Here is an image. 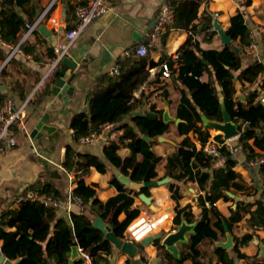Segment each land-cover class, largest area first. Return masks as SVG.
Segmentation results:
<instances>
[{
	"label": "crops",
	"instance_id": "obj_1",
	"mask_svg": "<svg viewBox=\"0 0 264 264\" xmlns=\"http://www.w3.org/2000/svg\"><path fill=\"white\" fill-rule=\"evenodd\" d=\"M87 1L89 0H18L19 4H16L14 9L18 16L24 20L25 25L18 32L16 42H6L2 39L0 23V107L7 99H12L15 107L25 106L28 118V134L15 127V143L6 139L0 144V227L5 225L2 221V214L7 210L18 208L21 204L14 201L15 196L19 192L35 188L31 187L35 183H42L46 185V188L44 190L38 188L41 191L57 194V196L61 195V198L58 196L62 204L56 212L58 213L57 219L64 218L68 223H72L71 211L83 209L84 206H80L70 199V193L78 186L85 190L87 198L97 197L99 199L98 203L90 204L91 210L96 213L97 217L106 214V204L110 198L117 196L120 192H128L134 196L133 206L140 211L139 215L147 213L151 216H159L165 212L169 213L168 220L156 232H163L166 237L169 233L177 231L178 226L186 221L181 219V222L178 223L177 208L190 206L195 220L200 219L203 211L200 198L206 196L208 188V184L202 188L196 180H176L174 175L183 173L182 169L173 170L174 174L167 172L166 158L174 154L186 136L191 138L197 150L203 148L206 151L205 148L209 144L215 143L220 145L221 150L223 145L229 147L232 143L225 138L224 133L207 124L210 119L206 116L203 121L198 123L199 126L208 127L211 134L204 146L199 135L193 130L189 131L188 135H181L177 132V125L183 121L177 115L178 107L181 105L184 95L188 98L191 95L187 87L178 79L177 73L172 77L162 75V64L173 60L174 67H179V58H176L179 57L178 49L188 39L190 31L169 25L160 34H156L158 23L153 29L150 27L158 19L164 5L168 3L165 1L117 0L115 9L95 19L76 38L68 52V56L77 60L79 64L77 68L73 69L69 81L70 85L74 87L73 93L62 94L61 98L54 95L52 87L56 78L63 76L69 66L59 63L46 80L45 76L52 67L57 45L65 39V33L76 26L75 10L77 6ZM1 9L0 2V11ZM45 12H47L46 19L52 15H57L60 18L62 34L51 30L54 38L49 40L37 28L24 40L27 34L26 24L35 21ZM206 12L212 14L214 23L216 20L221 23L232 39L233 37L235 39L240 37L247 40L252 39L254 48L249 46L245 48L243 67L257 60L264 62V0H204L199 9V19L195 21L196 25L201 23V16ZM216 14L217 16H215ZM148 29L150 33L147 32ZM212 30H215L214 26ZM57 35L59 36L57 37ZM194 38L200 42V46L204 49H219L225 46L218 32L210 37L200 31ZM55 40L57 41L56 46L54 45ZM143 41L150 44L149 53L146 56L149 58L150 76L143 85L134 91L133 110L125 114L121 121L116 122V128L123 136L122 143L118 144V154L124 158L132 155L133 140L125 135V132L128 129H137L133 119L136 113H140L137 115L139 116L156 110L162 111L164 114V111L168 109L172 117L181 120L179 123L169 122L168 130L159 138L147 139L152 142V150L163 158V161L157 166L158 177L152 180L157 184L147 187L148 193L136 192L119 180L118 176L122 173L111 164L104 153L105 147L108 145L106 143L108 132L102 134L101 140L81 145L72 126L73 120L78 115L89 114V95L97 87L104 86L105 83L101 79L104 76H118L110 74V70L114 66L120 67L118 61L130 56L129 52L136 49L139 43H145ZM18 46L19 49H17ZM201 79H209V76L204 74ZM216 88L220 92L221 86L216 85ZM237 89L238 97L246 101L249 91L242 87L240 80L237 81ZM254 89H257L260 99L261 92L264 93V72L261 73L258 83L250 87V91H254ZM45 114H49L48 123L55 129L48 133L43 132L38 137V133L33 134V129ZM234 122L240 129L241 124ZM259 131L257 132L259 133ZM221 134L223 142L217 138ZM249 143L253 144L254 140H250ZM68 145L73 146L80 155L98 156L107 163L109 169L106 173H101L95 167H91L88 175L84 178L78 177V171L66 170L64 162ZM255 150L261 152L260 149ZM233 151H235V155L232 158L237 160V164L232 169L240 174V177L232 181L230 188L227 189L230 199L222 198L214 204L226 217L232 215L231 208H236L241 201L253 203L252 209L255 210L256 202L264 200V176L259 169L251 168L246 163L247 151L241 147L240 143L237 148L233 146ZM139 157L142 159V155ZM221 167L225 168V158L222 155L213 161L209 171L212 173ZM114 176L121 183V189L111 182ZM233 182L242 184L246 188H237L233 186ZM172 183L179 187L182 194V198L179 200L173 198V191L169 188ZM141 193H146L149 196L150 203H145L140 196ZM205 203L207 207L210 206L209 201L206 200ZM250 217L251 213L245 212L242 220L234 225L233 232L238 237H242L245 233H254V238L241 246V252L249 256H258L264 261V229L255 230L252 228L249 223ZM126 218L127 214L121 213L112 226L120 224ZM56 226L57 220L55 219L52 229ZM4 228L7 231L14 229L13 226L8 225ZM126 230L116 232L125 241L128 239ZM194 230L187 233V239L184 242L177 243L178 257L163 246L164 249L168 250L175 258H179L187 247ZM228 240H231V246L224 247L223 243ZM156 241L162 243V240H155L144 247L142 253L136 255L135 258L140 259L138 264H152V258H160L157 264H162L163 258L160 255V249L156 246ZM2 243L3 240L0 238V244ZM233 245L234 237L227 233L221 240L214 242L205 239L197 248L203 252L204 262L221 264L218 263L216 247L231 249ZM71 253L70 250L68 264H72L76 259H81L78 257L71 261ZM91 253L95 256V260H100L99 264H132V257L122 253L109 241L96 247ZM230 254L234 259V264H246L244 258H238L232 251ZM143 257L148 259L147 262ZM184 264H192V261L187 259Z\"/></svg>",
	"mask_w": 264,
	"mask_h": 264
},
{
	"label": "trees",
	"instance_id": "obj_2",
	"mask_svg": "<svg viewBox=\"0 0 264 264\" xmlns=\"http://www.w3.org/2000/svg\"><path fill=\"white\" fill-rule=\"evenodd\" d=\"M204 0H166L174 4V22L171 27L186 29L190 31L188 39L178 49L179 67H174V61L169 60L168 64L172 68V75L178 74V79L187 87L189 94L182 98V103L178 107L177 115L183 119L177 125L178 134H187L193 130L199 135V139L204 146L211 134L206 126H199L204 116L216 122L223 121L225 113L241 124V134L239 143L247 151L246 163L259 154L264 153V105L259 99L257 89L250 91V87L258 83L261 73L264 72V62L257 60L250 65L243 67V58L246 55L245 48L250 45L252 39L233 37L232 42L219 49H204L195 35L200 31L210 37L217 31L212 30L214 18L211 13L206 12L201 16V23L195 24L199 19V9ZM0 11V23L2 28V39L6 42L18 40V32L25 25V22L15 12V5L18 0H2ZM231 37V36H230ZM148 43L147 41H143ZM142 43L137 45L140 46ZM149 58L130 55L118 61L120 74L115 77L104 76L101 80L104 86L97 87L89 95L90 112L80 114L72 122L76 138H80L93 130H100L106 123H116L123 119L125 114L134 108V91L150 76L148 69ZM61 65V64H60ZM204 74L209 79L203 80ZM238 76H236V75ZM242 82V87L247 89L246 101L241 100L237 94V81ZM216 85L221 86L220 92ZM153 113L155 116H149ZM137 129H128L125 135L132 138V155L125 158L118 154L119 145L110 142L104 150L108 160L124 175H129L133 181L145 182L157 179V166L163 158L152 150V142L144 138L146 135L157 139L168 130L170 124L164 121L162 111L152 110L142 115H134ZM244 126V127H242ZM258 130L259 133L257 132ZM188 135V134H187ZM220 141H224L222 134L217 136ZM254 140L250 144V140ZM255 149H260L257 152ZM221 155L225 158V168L214 170L211 173L210 167L217 157L206 152L203 148L197 150L196 145L189 136H186L177 147L173 155L166 158L167 172L174 174L173 170L182 169L181 174L174 175L176 180H196L203 188L208 184L207 194L200 198L202 215L195 220L190 206L177 208L178 223L185 219L190 223H195V230L191 234L190 240L179 258H175L168 250L156 241V246L160 249L162 264H184L187 259L192 264H210L204 262L203 252L197 248L205 239L211 242L221 240L230 233L234 237V245L231 249L216 247L218 263L234 264L231 251L236 253L240 259H245L246 264H264L258 256H249L241 252V246L254 238V233H245L242 237L234 234V225L239 223L245 212H250L249 223L255 230L264 229V200L256 202L255 210L253 203L241 201L236 208L232 209V215L226 217L217 209L214 204L219 199H230L227 189L232 181L240 177V174L232 168L237 164V160L232 157L235 151L231 152L229 147H221ZM142 155V159L139 156ZM66 160L64 167L66 170L78 171V177H86L91 167H95L99 172L106 173L109 169L107 163L95 155H80L73 146L68 145L66 150ZM264 176V165L259 168ZM120 189L121 183L114 176L111 180ZM237 188L246 186L233 182ZM31 187L46 188L45 184L35 183ZM173 191V198L179 200L182 194L179 187L172 183L169 185ZM148 188L142 190L147 192ZM148 193V192H147ZM73 194L83 201V209L71 211L72 223H68L64 218L57 219L58 208L45 207L39 202H22L18 208L4 212L2 221L5 223L0 227L1 254L11 261H18V264H68L69 253L74 245H79L85 251L92 252L98 246L109 240L106 239L103 231L93 226V221L97 215L90 208V204L99 202L97 197L87 198V193L80 186L73 189ZM61 198V195L58 194ZM206 200L210 206H206ZM134 196L128 192L119 193L117 196L107 201L106 214L103 219L113 223L123 212L127 218L118 225L113 226V231L120 232L127 229L128 224L139 215L134 206ZM57 226L52 229L54 220ZM14 227L12 231L5 230L4 226ZM120 237V236H119ZM110 244H112L109 241ZM145 262L147 258L143 257ZM100 260H95L99 264ZM72 264H82L81 259H76Z\"/></svg>",
	"mask_w": 264,
	"mask_h": 264
},
{
	"label": "built area",
	"instance_id": "obj_3",
	"mask_svg": "<svg viewBox=\"0 0 264 264\" xmlns=\"http://www.w3.org/2000/svg\"><path fill=\"white\" fill-rule=\"evenodd\" d=\"M2 0H0L1 2ZM117 0H89L86 3H83L77 6L75 10V21L76 26L73 29L68 30L65 33V39L61 41L56 47V56L52 63L50 71L45 76V80L49 74L53 73L55 68L59 63L62 62V59L68 55V52L76 38L84 32V30L97 18L103 16L110 10L115 9V4ZM46 13L39 16L35 21L28 22L26 24L27 34L24 37V40L27 36L36 30L41 24H45L50 30L56 32L57 34H62L60 18L57 15H52L46 19ZM174 4L168 2L162 8L160 15L158 17L159 22L156 27V34H160L164 31L167 26L172 25L174 22ZM217 16V14L215 15ZM59 35H57L58 37ZM150 44L142 43L136 49H133L129 52V55H135L137 57H145L149 53ZM250 48H254V43L251 42L249 45ZM19 49V46L17 47ZM179 58V57H176ZM172 68L169 66L168 62L162 64V75L164 77H172ZM110 74L119 75L120 67L114 66L110 70ZM260 100L264 104V93L261 92ZM15 127L20 129L22 132L28 134V118L25 112V106L19 108L14 106L12 99H7L3 105L0 107V144L4 140L11 141L15 143ZM108 132L106 136V143L115 142L117 144L122 143L123 136L121 135L120 130L116 128V123H106L100 130H93L88 132L86 135L81 136L78 140L81 145H87L96 140H101L103 138L102 134ZM206 151L213 154L216 157L221 156L220 145L218 143L209 144L206 148ZM229 149L233 152V146L230 144ZM249 166L254 169H259L264 165V153L259 154V156L251 159L249 161ZM71 201L76 204L83 206V201L81 198L74 196L73 192L70 193ZM15 202H39L45 207H56L59 208L62 204L60 198L57 194L46 193L41 191L38 188H30L26 191L19 192L15 198ZM169 218V213L165 212L159 216H151L149 214H142L133 219L127 226L128 239L129 241L140 243L148 236L154 235L158 229L165 223ZM2 251L0 244V252ZM77 251H79L82 264H95V256L89 251H85L82 247L78 246Z\"/></svg>",
	"mask_w": 264,
	"mask_h": 264
},
{
	"label": "water",
	"instance_id": "obj_4",
	"mask_svg": "<svg viewBox=\"0 0 264 264\" xmlns=\"http://www.w3.org/2000/svg\"><path fill=\"white\" fill-rule=\"evenodd\" d=\"M129 1H134V0H129ZM161 1H166V0H161ZM158 23V19H156L152 24L151 28L153 29L156 24ZM215 30L218 32L219 36L222 37L224 45H229L232 42V37L226 32V30L222 27L221 23L219 21H215L214 23ZM39 31L44 35V37H47L49 40H52L53 33L51 30H49L45 24H41L38 27ZM150 33V30L148 29L147 31ZM64 38V37H63ZM135 39H137L135 37ZM139 40V39H137ZM54 45H57V41L55 40ZM62 65H67L69 68L67 69L66 73L61 76L56 78L53 87H52V93L54 95H57L58 97L61 98L62 94H72L74 91V87L70 85V77L72 75L73 69L78 67V61L71 58L70 56H65L62 59L61 62ZM225 113V118L223 121L220 122H215L208 120L207 124L224 133L225 138L230 140L234 148H237L239 146V140L238 137L240 136L241 132L238 127V125L233 121L231 116ZM140 113H136L138 115ZM147 115L149 116H155L153 113H148ZM164 121L166 123L169 122H176L179 123L181 122L180 119H176L172 117L169 114L168 109L164 111ZM49 120V114H45L42 116V119L36 124V126L33 129V134L38 133V137L43 133V132H51L52 130L55 129L53 125H50L48 123ZM146 139H151L148 136H144ZM119 180L121 181L122 184L125 186L127 185L130 189L135 190L136 192H141L142 189L145 187L149 186H154L157 184V182L154 181H146L145 183H138L136 181H132L131 177L128 175H123L119 174L118 176ZM141 198L145 201V203H150L151 199L147 194L141 193L140 194ZM93 226L99 229L100 231H103V233L106 236V239L109 240L114 244V246L120 250L122 253L126 254L127 256L129 255L132 257L131 262L132 264H138L140 263V259L135 258L136 255L142 253V249L146 247L147 245L155 242V240H162V246H164L166 249H168L174 256L178 257L179 256V249L177 247V243L179 242H184L187 239V233L192 232L194 230L195 224H188L186 221L182 222L181 225L178 226L177 231L171 232L165 237V233H156L154 235L148 236L146 239H144L140 243H135L132 241H125L122 238H120L115 231H113V226L111 223H107L104 221V219L101 216L96 217V219L93 221ZM224 247H230L231 246V240H228L223 243ZM71 261L74 260L75 258L80 257L79 251H77V245L72 246L71 249ZM158 261H160V258H152L151 262L152 264H157ZM0 264H18V261H11L10 259L6 258L5 255L0 253Z\"/></svg>",
	"mask_w": 264,
	"mask_h": 264
}]
</instances>
